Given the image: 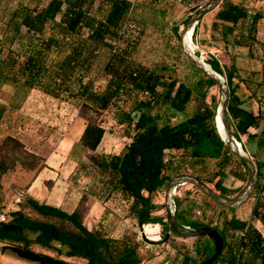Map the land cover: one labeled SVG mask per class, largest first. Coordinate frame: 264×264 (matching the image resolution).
<instances>
[{
  "label": "trees",
  "instance_id": "obj_1",
  "mask_svg": "<svg viewBox=\"0 0 264 264\" xmlns=\"http://www.w3.org/2000/svg\"><path fill=\"white\" fill-rule=\"evenodd\" d=\"M136 5L144 4L139 2ZM131 9V0H47L42 8H33L31 0H18L11 11L6 30L0 36V86L40 89L56 99L67 93L78 99V116L85 120L79 139L84 149H97L106 131L102 116L111 105L127 103L135 94L140 97L130 110L120 107L117 113L120 124L132 123L134 126L123 150L117 154L89 158L96 173V189L84 191L70 212L46 200L39 201L28 196L27 205L43 219L32 218L20 208L14 210L10 212L9 218L13 228L0 227V240H21V230L28 229L35 233L34 241L42 247L56 248L59 254L67 256L88 257V264H142L143 255L139 253V246L133 239L128 236L114 239L103 232L102 226L92 230L83 224L82 217L89 196L105 200L119 193L123 199L131 201L129 212L133 218L143 223H153L159 220L149 218L148 210L157 207L153 199L161 186L175 174H193L205 184H213L215 191L225 197L241 190L224 184L228 174L243 180L248 177V171L243 161L228 152L217 133L214 121L217 107L215 96H211L209 103L201 97L195 109L177 123L162 126L153 124L151 109L159 98H163L174 110L183 111L194 97L193 89L175 78L166 80L157 69L132 58L137 38L127 40L123 30L132 27L139 34L141 29L129 19ZM261 18L260 12L249 15L240 1L222 0L211 28L220 31V41L227 53L230 54L231 49L245 48L247 54L255 58L257 22ZM246 22L248 27L244 31ZM174 30L177 32L178 27ZM2 50H6L3 57ZM102 57L104 84L95 87L92 79H84L93 63ZM231 57L226 71L212 56L206 62L225 76L229 92L228 124L235 138L240 141L239 134H247L252 125L254 128L259 127L261 115L242 106L243 99L237 94L240 89L238 83L241 81L247 86L249 83L245 79L233 82L239 68ZM190 66L210 85H215ZM251 72L256 74L257 70L252 69ZM196 83L200 84V80ZM257 85L259 89H264V77L260 78ZM260 97L264 100V90ZM5 110L4 106H0V122ZM261 132V136L256 132L253 135L258 136L256 148L264 154V125ZM187 150H190L192 160L188 162V168L182 170L181 167L186 164ZM179 151L181 154L178 157L176 153ZM0 156V175L15 164V159L24 164L27 171L36 170L39 173L46 167L45 159L25 150L22 142L12 136L2 140ZM233 158L243 169L233 164ZM212 159L215 160L216 170L202 177L197 166L205 169L206 161ZM256 170L257 196L251 215L264 227V164L257 166ZM186 212L187 209L176 204L175 216L180 224L192 228L215 227L222 232L225 250L213 264H264V236L253 223L233 216L225 218L220 225L212 224L200 200L195 201L192 216L186 215ZM66 224H70L71 228ZM163 227L165 231L168 230L165 221ZM55 243L65 250L57 249ZM212 253H204L195 264ZM191 260V255L184 253L177 264H191Z\"/></svg>",
  "mask_w": 264,
  "mask_h": 264
},
{
  "label": "rangeland",
  "instance_id": "obj_2",
  "mask_svg": "<svg viewBox=\"0 0 264 264\" xmlns=\"http://www.w3.org/2000/svg\"><path fill=\"white\" fill-rule=\"evenodd\" d=\"M131 1L132 9L128 17L141 29V33L137 34V29L128 27L129 31L126 39L135 40L137 38L132 58L146 66L157 69L166 80L175 78L177 81L187 83L193 89L194 97L183 111L174 110L163 98H159L151 109L153 124L162 126L183 120L186 115L195 109L196 103L201 97L209 103L211 96H215L218 102L219 91L217 85H210L200 74L193 70L179 44L180 30L189 16L209 0ZM234 1H240L247 8L249 15L255 12L262 13V18L257 22L256 37L258 43L254 47L255 58L250 57L245 48L231 49L230 54L223 49V43L220 41V31L211 28L217 8L202 17L196 27V33L194 35L192 33L191 40L193 46L196 47L195 52L198 56H203L205 61L209 60L211 56L216 58L225 71L230 66L231 59L229 56L231 55L237 68H239L238 72L234 74L233 82H239L240 79L248 81L249 86L241 81L238 83L240 89L237 90V94L243 99L242 106L244 108L261 116L258 120L259 127L254 128L252 125L247 134H239L240 141H238L241 143L242 149L251 156L255 167H261L264 164L263 154L256 148V142L257 137L262 135L261 131L264 125V100L260 97L264 89H259L257 82L261 77H264V0ZM17 2L18 0H0V36H3L7 27V19ZM46 2L47 0H31V6L42 8ZM139 2L144 5H136ZM247 22L243 26L244 31L248 27ZM175 27H178L177 32L174 30ZM236 32H238V29ZM5 54L6 50H2L1 56L3 57ZM102 61L103 57L93 63L90 72L84 79H92L95 87L104 84V76L101 71ZM252 69L257 70V73L253 74ZM198 79L200 84L196 83ZM139 97V94H135L127 103L113 104L104 112L102 120L106 131L97 149L92 151L84 149L79 143L85 120L78 116L80 104L78 99L72 98L67 93H63L61 98L56 99L43 93L40 89L26 90L24 88L15 89L11 85L0 86V106L6 108L4 117L0 122V144L6 136H12L22 142L25 150L38 154L40 159H45L46 155L50 156L49 166L44 163L45 166L49 167V169L43 171L45 183L37 185L34 190H30L27 194V187L37 174L36 170L27 171L24 164L15 159V164L0 175V214L9 219L10 212L20 208L32 218L43 219L27 205L26 198L28 196L39 201H45L46 199L48 203L59 206L67 212L72 211L84 191H88V188L96 189L94 187L96 173L89 158L91 156L117 154L123 150L129 141L134 126L132 123L120 124L117 120V113L120 107L130 110ZM144 98H147V95H144ZM255 132L258 136L253 135ZM180 152L176 153V156L179 157ZM189 154L190 150L185 151L184 163L186 164H184L185 167H181L182 170H186L189 165L188 162L192 160ZM235 158H233V164L243 169ZM0 159H2L1 156ZM214 162L213 159L207 160L205 169L197 166L202 177H207L216 170ZM247 178L240 180L232 174H228L224 184L242 190ZM52 179H58V182L52 192L48 194L47 191L54 182ZM66 181L68 184L67 189ZM166 184L167 182L161 186L153 199L157 207L148 210L149 218H157L159 221L152 223L156 225L144 227L147 237L154 233L159 238H163L165 233L163 222L166 220V212L163 202ZM207 185L215 191L213 184ZM201 193L196 191L195 187L189 183L181 185L177 190V194L173 196L175 208L177 204L180 208L187 209L186 215L192 216L191 211L194 203L196 200H200L203 202V211L207 218L211 219L212 224L220 225L225 218L234 216L250 221L264 236V227L251 215V208L257 196L256 188L248 201L237 208L218 206ZM130 203V200L123 199L119 193L112 194L105 200L94 198L91 195L87 199L86 212L82 217L83 224L92 230L102 226L103 232L114 239H121L123 236L133 239L139 246V253L143 255L142 264H177L184 253H189L192 258L191 264H195L204 253L213 252L214 246L208 236L170 237L160 244L147 242L141 236L139 226L141 221L133 218L129 212ZM144 224L147 223L142 225ZM66 226L71 228L70 224H66ZM21 234L27 243L23 241L18 246L27 244L36 253L45 254L48 257L51 256V258H31V254H37L30 250L26 251V255L19 256L13 252V249L2 248L0 245V264H48L51 260V263L55 261L68 263L67 256L56 254L57 250L55 248H43L36 244L33 231L23 229ZM55 244L57 249L65 250L64 247ZM55 256L57 260L54 259ZM73 260L75 262L82 261L81 258L77 257Z\"/></svg>",
  "mask_w": 264,
  "mask_h": 264
},
{
  "label": "water",
  "instance_id": "obj_3",
  "mask_svg": "<svg viewBox=\"0 0 264 264\" xmlns=\"http://www.w3.org/2000/svg\"><path fill=\"white\" fill-rule=\"evenodd\" d=\"M221 1L222 0H209L204 6L198 8L189 16L184 26L180 30L179 44L183 54L188 58V60L191 59L201 71L200 73H202L206 78L210 79L218 87L219 95L214 118L216 130L228 152L237 159L243 161L246 165L248 171L246 184L237 195L233 197H225L215 192L207 184L200 181L192 174H175L171 176L165 186L163 205L166 212L165 222L168 229L165 236L161 240L149 239L143 232V222H140L139 224L142 238L152 244L164 243L168 240L170 235L180 238H193L200 236L210 237L214 244L213 253L198 264H213L222 255L225 249V238L222 232L215 227L204 226L200 228H192L180 224L175 216L174 200L171 194L172 188L176 184L189 183L206 195L209 199H211L216 205L224 208H237L248 201L254 192L258 181L257 170L251 156L242 149L228 124L229 116L227 113V105L229 102V92L225 77L223 74L215 71L211 65L204 60L203 56L191 54L188 41L190 38L187 39L188 32L191 31L192 36L194 27L199 23L202 17L217 8Z\"/></svg>",
  "mask_w": 264,
  "mask_h": 264
},
{
  "label": "flooded vegetation",
  "instance_id": "obj_4",
  "mask_svg": "<svg viewBox=\"0 0 264 264\" xmlns=\"http://www.w3.org/2000/svg\"><path fill=\"white\" fill-rule=\"evenodd\" d=\"M153 225H156V224H152V223H147V224H144L143 225V230H144V233H145V226H153ZM5 227L6 229L8 228H13V226H12V224H10V222H9V219L6 221V222H3V223H0V227ZM168 231V230H167ZM167 231H165V233H164V235H163V237L165 236V234L167 233ZM146 235V234H145ZM21 237H22V239L21 240H13V239H3V240H6L7 242H6V244H5V246H7V247H9V248H11V249H13L14 251H15V253L16 254H18L19 256H20V251L18 250V249H20L21 251H23V252H25L26 253V251L27 250H30V251H33L34 253H36L34 250H32V248H30V246L29 245H22V246H18V245H20L21 244V242H25V243H27V241H25V238H24V236H22V234H21ZM170 237H174V238H176V236H174V235H170L169 236V238ZM148 238L149 239H152V240H160V239H162V238H159L158 237V235H155L154 233H152V235H149L148 236ZM159 238V239H158ZM168 238V239H169ZM212 240V239H211ZM35 242V241H34ZM212 242H213V240H212ZM36 243V242H35ZM37 244V243H36ZM41 246V245H40ZM43 248H45V247H43ZM52 248V247H51ZM56 249V248H55ZM225 250V249H224ZM224 252V251H223ZM25 253H23V254H25ZM56 254H59L57 251L55 252ZM27 254V253H26ZM25 254V255H26ZM37 255H33V254H28V255H30V257L31 258H43V259H49V258H51V256H49L48 257V255H45V254H39V253H36ZM223 254V253H222ZM58 256V255H57ZM67 256V255H66ZM81 258L82 259V261L80 262H75V260H73V259H75V258ZM221 257V256H220ZM67 258H68V263L67 264H88V261H89V259H88V257H84V256H81V255H70V256H67ZM66 258V259H67ZM55 260H57V257L55 256V258H54ZM52 261V260H51ZM51 261L50 262H48V264H64V263H61V262H53V263H51Z\"/></svg>",
  "mask_w": 264,
  "mask_h": 264
},
{
  "label": "crops",
  "instance_id": "obj_5",
  "mask_svg": "<svg viewBox=\"0 0 264 264\" xmlns=\"http://www.w3.org/2000/svg\"><path fill=\"white\" fill-rule=\"evenodd\" d=\"M49 157L50 156H48V155H46L45 156V163L49 166ZM48 166H46L45 168H43L41 171H39V173H37L34 177H33V180L31 181V183H30V185L27 187V190H26V194L30 191V190H34L36 187H37V185H39V184H41V183H45V180H44V178H43V171L44 170H47V169H49V167ZM54 182L52 183V185H51V187H50V189L47 191V193L48 194H50L51 192H52V190H53V188L56 186V184H57V182H58V179H52ZM67 187H68V184H67V181H66V189H67ZM46 200V199H45ZM259 222V221H258ZM6 240H0V245L2 246V248L3 247H7V246H5V244H6ZM9 248V247H8ZM10 249V248H9ZM19 251H20V255H25V254H23V253H25V252H23V251H21L20 249H18ZM13 252H15V251H13ZM6 261H7V259H6ZM6 261H2L3 263H7ZM11 261V260H10Z\"/></svg>",
  "mask_w": 264,
  "mask_h": 264
},
{
  "label": "bare ground",
  "instance_id": "obj_6",
  "mask_svg": "<svg viewBox=\"0 0 264 264\" xmlns=\"http://www.w3.org/2000/svg\"><path fill=\"white\" fill-rule=\"evenodd\" d=\"M188 38H190V40H188V41H189V46H190V52H191V54L198 56V55L196 54V52H195L196 47L193 46V44H192V40H191V31H189L188 34H187V39H188ZM189 62L191 63V65H192V66H193L198 72H201V71L199 70V68L194 64V62H193L191 59H189ZM238 142H239V141H238ZM181 185H183V184H176V185L172 188V190H171V194H172V196H174L175 194H177V190H178V188H179ZM143 232H144V230H143Z\"/></svg>",
  "mask_w": 264,
  "mask_h": 264
},
{
  "label": "built area",
  "instance_id": "obj_7",
  "mask_svg": "<svg viewBox=\"0 0 264 264\" xmlns=\"http://www.w3.org/2000/svg\"><path fill=\"white\" fill-rule=\"evenodd\" d=\"M125 27V26H124ZM127 28L125 29V30H123V35L124 36H127ZM204 58V57H203ZM239 144L241 145V143L239 142ZM241 147H242V145H241ZM262 160H263V163H264V154H263V158H262ZM262 183H264V174H263V178H262ZM8 219L4 216V215H2V214H0V223H3V222H6Z\"/></svg>",
  "mask_w": 264,
  "mask_h": 264
}]
</instances>
